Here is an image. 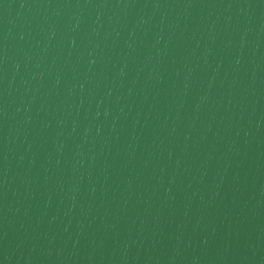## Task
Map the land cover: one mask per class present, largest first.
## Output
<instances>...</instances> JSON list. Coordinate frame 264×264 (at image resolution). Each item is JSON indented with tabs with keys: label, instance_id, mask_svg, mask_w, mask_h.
I'll list each match as a JSON object with an SVG mask.
<instances>
[{
	"label": "water",
	"instance_id": "95a60500",
	"mask_svg": "<svg viewBox=\"0 0 264 264\" xmlns=\"http://www.w3.org/2000/svg\"><path fill=\"white\" fill-rule=\"evenodd\" d=\"M0 264H264V0H0Z\"/></svg>",
	"mask_w": 264,
	"mask_h": 264
}]
</instances>
